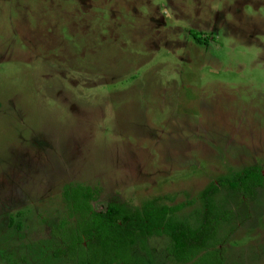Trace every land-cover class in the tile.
I'll use <instances>...</instances> for the list:
<instances>
[{
  "label": "rangeland",
  "instance_id": "rangeland-1",
  "mask_svg": "<svg viewBox=\"0 0 264 264\" xmlns=\"http://www.w3.org/2000/svg\"><path fill=\"white\" fill-rule=\"evenodd\" d=\"M247 165L264 170V0H0V264H74L52 254L65 185L194 227L202 188ZM212 201L222 264H264V179ZM169 246L138 237L132 264H175Z\"/></svg>",
  "mask_w": 264,
  "mask_h": 264
},
{
  "label": "trees",
  "instance_id": "trees-1",
  "mask_svg": "<svg viewBox=\"0 0 264 264\" xmlns=\"http://www.w3.org/2000/svg\"><path fill=\"white\" fill-rule=\"evenodd\" d=\"M263 179L264 170L247 165L210 181L199 193L202 210L194 227L173 216L180 204L158 205L154 199H147L135 207L117 201L96 207L89 186L65 185L63 201L67 215L74 219H60L52 228L60 242L52 254L71 259L74 264H132L135 259L130 248L136 238L163 234L170 240L168 253L175 264H222L219 249L208 245V241L214 238L219 220L225 219L226 213H215L212 196L220 186L245 192L250 186L261 185Z\"/></svg>",
  "mask_w": 264,
  "mask_h": 264
}]
</instances>
